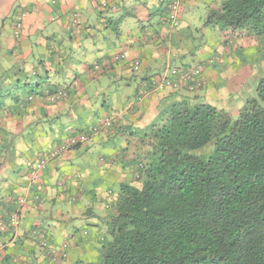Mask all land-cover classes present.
<instances>
[{
  "label": "crops",
  "instance_id": "1",
  "mask_svg": "<svg viewBox=\"0 0 264 264\" xmlns=\"http://www.w3.org/2000/svg\"><path fill=\"white\" fill-rule=\"evenodd\" d=\"M221 1L182 0L176 29L166 22L165 0H0L5 83L24 84V72L30 87L41 83L29 100L21 92L22 105L0 106V264L100 259L114 196L138 176L133 132L160 122L176 101L179 91L150 90L167 67H200L208 98L246 87L252 75L237 56L225 57L224 67L208 61L206 7ZM17 16H24L20 39ZM71 137L86 141L48 160Z\"/></svg>",
  "mask_w": 264,
  "mask_h": 264
},
{
  "label": "trees",
  "instance_id": "2",
  "mask_svg": "<svg viewBox=\"0 0 264 264\" xmlns=\"http://www.w3.org/2000/svg\"><path fill=\"white\" fill-rule=\"evenodd\" d=\"M165 2L166 22L178 29L179 9L175 23L169 6L176 2L180 7L182 0ZM107 7L106 1L101 3L105 12ZM18 21L17 16L16 39L23 32L22 27L17 36ZM204 28L216 40L209 47L210 65L224 67L227 56H237L246 67L264 58V0L211 2ZM203 29L198 31V48ZM247 38L257 45L250 54L239 48ZM26 78L24 84H6L0 72L1 107L6 101L22 105L38 93L41 83L30 87ZM253 78L238 107L232 104L233 94L225 99L212 91L209 98L203 95L202 69L197 66L167 67L151 80L150 90L179 91L171 96L176 101L165 107L160 122L134 130L140 144L138 185L124 183L114 196L100 259L77 264H264V75ZM168 82L170 86L161 87ZM85 141L67 139L48 160Z\"/></svg>",
  "mask_w": 264,
  "mask_h": 264
},
{
  "label": "rangeland",
  "instance_id": "3",
  "mask_svg": "<svg viewBox=\"0 0 264 264\" xmlns=\"http://www.w3.org/2000/svg\"><path fill=\"white\" fill-rule=\"evenodd\" d=\"M168 3V2H167ZM166 3V4H167ZM180 7H178V9H179ZM179 14V13H178ZM73 17H75V23L76 24H80L81 23V20H80V18L78 17V16H75V15H73ZM20 18V17H19ZM18 18V19H19ZM0 28H1V26H0ZM212 35V34H211ZM211 35H209V33L207 34V38H209V36H211ZM214 41H216L214 38H213V46L215 45V43H214ZM255 40H251L250 38H247V39H245V41L244 40H242V41H240L239 42V48H241L243 51H247V50H249L248 51V53L250 54V51L251 50H253V49H255L254 47H256L257 45H255V44H253V42H254ZM260 47V46H259ZM5 62V61H4ZM255 65H258L257 67H255ZM255 67V68H254ZM247 69V68H246ZM248 69H250V73H251V78H253V76L255 75V76H257V75H264V58H262V57H259V58H257V59H253L251 62H250V64H249V66H248ZM248 69H247V71H248ZM250 78V79H251ZM253 81L255 80V78H253L252 79ZM250 81V80H249ZM250 86H248V87H243V89L241 90V92L242 91H247V92H249L248 91V89L247 88H249ZM240 92V94L239 95H236V97H234V99H233V103L232 104H234V106H236V107H238L239 106V103L241 102V100L243 99V93H241ZM220 93H218V94H216L220 99H224L223 98V96L224 95H219ZM213 97V96H212ZM228 97V95H226L225 96V98H227ZM227 100V99H226ZM137 180V179H136ZM135 180V181H136ZM136 185H138V183H135Z\"/></svg>",
  "mask_w": 264,
  "mask_h": 264
},
{
  "label": "built area",
  "instance_id": "4",
  "mask_svg": "<svg viewBox=\"0 0 264 264\" xmlns=\"http://www.w3.org/2000/svg\"><path fill=\"white\" fill-rule=\"evenodd\" d=\"M169 7L172 9L171 10L172 11L171 18L173 19V21L175 23H177V14H176V12H177L178 6H177L176 2H174V4L170 5ZM23 17L24 16L20 17L19 18V21H18V22H21V23L18 24L17 36H20L21 35V29L23 27V23H22ZM165 85L166 86H170L171 84H170V82L164 83V84L161 85V87H165ZM81 140H83V139H81ZM71 143L73 144L74 143V140L71 141ZM42 166L43 167L45 166V162L42 163ZM18 225H19V219H18V217L16 215H14L11 218L10 226H11V228L13 227V228L17 229Z\"/></svg>",
  "mask_w": 264,
  "mask_h": 264
}]
</instances>
